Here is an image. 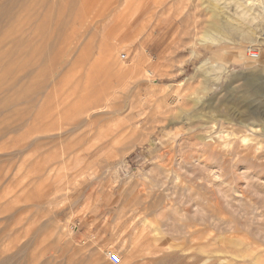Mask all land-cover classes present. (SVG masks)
Here are the masks:
<instances>
[{"label":"rangeland","instance_id":"rangeland-1","mask_svg":"<svg viewBox=\"0 0 264 264\" xmlns=\"http://www.w3.org/2000/svg\"><path fill=\"white\" fill-rule=\"evenodd\" d=\"M89 1L0 0V264H264V0Z\"/></svg>","mask_w":264,"mask_h":264},{"label":"built area","instance_id":"built-area-1","mask_svg":"<svg viewBox=\"0 0 264 264\" xmlns=\"http://www.w3.org/2000/svg\"><path fill=\"white\" fill-rule=\"evenodd\" d=\"M248 54L252 57V58H258L259 56V48L257 46H252L248 49ZM109 258L110 260L114 263V264H119L121 262V256L119 253L116 252H111L109 254Z\"/></svg>","mask_w":264,"mask_h":264},{"label":"bare ground","instance_id":"bare-ground-1","mask_svg":"<svg viewBox=\"0 0 264 264\" xmlns=\"http://www.w3.org/2000/svg\"><path fill=\"white\" fill-rule=\"evenodd\" d=\"M94 2V0H90L89 1V4H91V3H93ZM115 3V1H113V0H107L105 3H104V6H103V8H102V10L103 11H106V9L107 8H109V6L111 5V4H114ZM95 4V3H94ZM259 56H260V54H259ZM259 56H258V58H259ZM213 128H216L215 126H213ZM216 130V129H215ZM212 131V130H211Z\"/></svg>","mask_w":264,"mask_h":264}]
</instances>
